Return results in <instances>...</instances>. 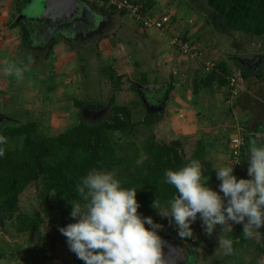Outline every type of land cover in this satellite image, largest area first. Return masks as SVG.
I'll return each instance as SVG.
<instances>
[{
	"label": "crops",
	"instance_id": "1",
	"mask_svg": "<svg viewBox=\"0 0 264 264\" xmlns=\"http://www.w3.org/2000/svg\"><path fill=\"white\" fill-rule=\"evenodd\" d=\"M32 1L0 0V105H6L7 108L12 105L9 110H13L18 120L22 119L21 116H28L26 121L33 120L39 124L33 118L30 106L26 105L28 100L45 99L46 103L47 99L50 102L49 105L64 106V100L67 101V98L73 94V90L60 95L59 98V87L65 85L66 89L69 88V83L74 81V75L80 76L82 69L86 70L88 77L90 72L96 73L92 79V84L104 82L110 90L109 76H107L108 80L105 78L102 80L101 75H104L102 72L110 66L113 67L116 74L119 73L117 71L119 64L115 66L114 63L123 58L120 56L121 54L130 58L135 64L136 70L132 76L135 80L132 81V84L137 85L138 91L132 89V92L138 94L143 107V110L141 108L135 110L137 113H144V116H150L152 124L147 130L155 135V129L165 123L167 126L166 136L169 135V139L178 137L177 139H180L184 147V143L189 142V148L192 151L190 157L195 155L199 144L202 143L204 145L202 155L214 165V170L233 165L230 162V140L242 133L247 139V147L242 158V164L240 168L237 166L234 168V174L238 179L249 178L247 159L250 156V143L253 139L264 141V0H138L145 11L158 17L161 15L170 16L171 22L166 31L147 30L136 22L131 15L121 16L124 17L122 22L117 17L124 13H118V11H115L119 14L118 16H107L105 12L108 11L101 9L106 15H97L87 0H81L88 10L91 9L96 12L93 16L96 19L100 17V21L95 26L90 25L92 26L89 29L91 30L90 34L81 29H78L74 34L70 32L65 34L66 37L74 35V40L96 38L94 42L98 50L93 54V60L98 61L95 64L97 68L92 64V67L91 65H82L80 62L79 71L74 70V65L79 64L80 54L77 56L78 59L74 58L73 53L76 47L74 48V42L68 41L67 38V42L64 39L57 40L53 47V53L48 57V60L41 59L39 55L27 50L30 46H25L21 23L24 21L23 23L32 30V33L36 26L29 22L27 17L20 19V16L23 15V10L29 7ZM104 4L102 3V5ZM104 6L108 7L106 4ZM128 16L132 19L128 20ZM130 21L133 23L129 26ZM106 26L110 30H116V32H112V36H109L104 28ZM117 34L120 39H117ZM175 37L189 40L199 51L200 56L189 59L183 55L171 45V40ZM40 38L44 40L43 36ZM31 39L34 43L32 36ZM22 48H25L26 51ZM116 49L122 52L114 58L111 56L109 58L113 59L111 62L105 60L108 58L107 54L113 53V51L115 53L118 51ZM125 50L129 52H125ZM26 53L28 54L27 58L25 57ZM103 53L105 55L104 60ZM91 57L88 56L87 60ZM22 58H26L28 63L21 62ZM100 59L102 60L99 65ZM9 64H14L21 70L32 68L35 83L30 86L31 88L22 84L23 79H17L15 75H5L3 69ZM45 67H48V70ZM213 70L223 76L222 82L220 78H216L207 84L205 82L207 76ZM67 75L71 77L72 81L69 80L70 82H68ZM119 75L123 77V75ZM231 76H236L239 81V95L235 100L230 95L228 78ZM46 80H50V84L52 81L53 84L47 87L50 96L44 97L42 94H46L47 91L43 93L42 85ZM142 80L146 81L143 85ZM123 84L122 81V89ZM144 86L157 89L142 90L141 88ZM121 91L118 90L113 94L116 100V95H122L119 93ZM123 96L121 98H124ZM125 96H129V93ZM144 99L147 106L143 102ZM20 100L22 104L24 100L27 106L25 110L20 105H15L16 101L18 103ZM131 103H133L132 100ZM16 106L22 110L21 115L18 114L19 111L14 109ZM97 106L105 107L104 105ZM6 113L10 115L8 111ZM65 113L66 111L54 112L53 114L50 112L46 115L50 117ZM69 114L67 115H73L71 112ZM67 119H69L68 116ZM158 142L166 141L158 140ZM203 179L205 181L209 179V186L219 191L220 181L217 179L216 173ZM238 225L243 226L233 223L226 227L233 228L229 230L230 232L235 230ZM222 228L223 226L218 225L217 233L211 236L205 235L203 237L205 239L201 243L200 240H197L198 236L194 237L195 242L200 244L176 242L182 248L184 258L187 256L183 245L189 247V245L199 246L204 243L207 244H204L205 258L211 255L213 257L215 254L223 255L224 253L216 252L219 251V247L214 244H217L216 239L223 233L224 229L222 230ZM260 234H264V227L258 231L253 230V236ZM251 247L252 243L246 246V249L251 251ZM239 253L240 250L238 255L236 254L237 257ZM263 255L264 253L256 252L255 257L258 261V263L255 261L256 264L263 262ZM187 258L189 260V256Z\"/></svg>",
	"mask_w": 264,
	"mask_h": 264
},
{
	"label": "trees",
	"instance_id": "2",
	"mask_svg": "<svg viewBox=\"0 0 264 264\" xmlns=\"http://www.w3.org/2000/svg\"><path fill=\"white\" fill-rule=\"evenodd\" d=\"M109 8L112 12L117 11ZM23 22L21 24L24 43L30 46L33 44L32 34ZM55 43L57 40L50 44L47 57L53 53ZM107 73L114 91L122 90V77L117 76L111 66L108 67ZM216 78H220L221 81L223 76L213 70L205 82L211 83ZM145 83L146 81H143L142 85ZM132 89L138 91L137 85L132 84ZM74 102L78 107L100 105L77 99ZM132 105L135 108L136 104ZM133 107L130 104L116 105L112 97V109L107 118L90 120L82 116L77 124L54 137L41 135L36 121H21L13 115L4 113L8 119L0 120V135L7 138V143L0 145L4 150L3 157H0V215L3 219L15 218L20 211V195L34 182H41L43 185L41 199L46 202L55 201L63 215H70L71 202L80 203L82 206L84 203L76 192L79 179L95 168L108 171L117 169L122 186L137 190V200L140 204L138 211L145 217L151 216L154 220L162 219L163 222L170 223L167 218H161L152 207L154 200L159 206L166 207L168 201L176 194V190L164 182L165 171L198 160L202 165L203 178L216 172L211 162L202 155L204 149L202 143L199 144L195 155L190 157L185 154L181 141L158 142L152 132L143 146L146 158L142 162L137 163V159L120 155L113 133L121 132L126 135L140 130V127L148 129L152 124L149 115L143 120L135 121ZM16 219L18 221L16 229L19 233L40 230L39 217L18 213ZM200 221L198 217L195 222ZM174 233L179 237L177 232ZM228 233L227 237L232 240L235 249L231 255L234 253L238 255L239 250L246 248L248 243H252L258 252L264 253V234L246 239L241 225ZM199 235L202 234H195L182 240L192 243L195 241L194 237ZM78 261L79 264H84L82 260ZM225 262L232 261L226 259Z\"/></svg>",
	"mask_w": 264,
	"mask_h": 264
},
{
	"label": "clouds",
	"instance_id": "3",
	"mask_svg": "<svg viewBox=\"0 0 264 264\" xmlns=\"http://www.w3.org/2000/svg\"><path fill=\"white\" fill-rule=\"evenodd\" d=\"M3 71L6 76L23 77V71L14 64ZM6 143L7 138L0 135V145ZM249 153V178L238 179L234 165L215 169L219 191L209 186V179H203L198 160L166 170L164 182L176 194L166 207L156 200L152 207L161 218L175 224L181 239L193 237L191 225L198 217L208 236L218 225L223 230L234 223L243 225L246 239L252 238L253 230L264 227V141L253 139ZM3 155L0 148V157ZM76 192L83 206L71 202L70 216L75 222L59 231L69 250L84 264H164L159 234L163 225L138 211L137 190L123 187L114 171L91 169L79 179ZM219 246L225 255L232 254L231 239L220 237Z\"/></svg>",
	"mask_w": 264,
	"mask_h": 264
},
{
	"label": "rangeland",
	"instance_id": "4",
	"mask_svg": "<svg viewBox=\"0 0 264 264\" xmlns=\"http://www.w3.org/2000/svg\"><path fill=\"white\" fill-rule=\"evenodd\" d=\"M87 2L90 5V7H92L95 11L89 9L88 13H90L89 19L90 22L89 24H86L85 26H81L80 29L88 34H90L91 30H89L90 28H92L93 25L95 26L99 21H100V17L98 19H96L93 15L96 13L97 15H106L107 16H114V15H119L118 13L120 11H118V13L116 12H112L110 11V8L107 6L102 5V3H104L102 0H87ZM37 5V0H33L32 3L29 5V7L25 8L23 11L24 13H27L28 10L31 7H35ZM101 9H104L108 12L103 13L104 11H102ZM121 13V12H120ZM125 15H129L128 13L124 12V14L119 15L117 18H119L122 22L124 20V17L121 16H125ZM22 16V15H21ZM20 16V19H21ZM127 17V16H126ZM115 18V17H114ZM128 20H131L132 18L130 16H128ZM29 20V19H28ZM30 21V20H29ZM86 23V22H85ZM133 22L130 21L128 23L132 24ZM90 26V27H87ZM105 26V23H104ZM130 26V25H129ZM66 29H71V28H67V26L65 27ZM105 31L108 33L109 36H112V32H116V30H110L108 28V26L104 27ZM122 28V27H121ZM65 29V30H66ZM78 28H74V30H76ZM45 30L42 27L43 31ZM74 30L69 31L71 34H74ZM122 30V29H121ZM78 31V30H77ZM76 31V32H77ZM47 31L42 32H36V29H34L33 34V39H34V43L32 45H30V48L28 47L27 50H30L31 53L35 54V55H39L41 57V59L44 60H48L49 56L47 57L48 54V50H49V46L52 43V41L54 40H59V39H64L67 42L68 41H72V39H70V37H66L65 33L62 32H58L56 35H54L53 40L52 39H45L43 40L42 38H40V36L42 35H47ZM69 33V34H70ZM118 35V34H117ZM70 36V35H69ZM72 37V36H71ZM40 38V39H39ZM67 38V39H66ZM176 38V37H175ZM96 39V38H94ZM94 39H79V40H74L72 42H74V58L78 59V55H79V64L76 63L74 65V70H78L79 71V66H80V62L83 64H85L86 66L89 65H93L95 68H97V66L95 65L96 60H93V54L98 50V48L95 45V40ZM117 39H120V36L118 35ZM26 46V45H25ZM127 46V45H126ZM131 46V45H129ZM118 48V47H116ZM127 48V47H125ZM24 51H26L25 48H22ZM146 50V48H144ZM118 51H116L114 53L109 52L108 58L105 59L104 58V53L102 54L103 60H108V61H112L111 59H109L111 56H113V58L115 56H118V54H120V52H122L119 49H116ZM90 51V53H88ZM125 52H129L127 50H125ZM111 54V55H110ZM38 56V57H39ZM88 56H92L89 60H87ZM121 58L120 60H116L114 65L117 66L119 64V68L117 71H119V73L117 72V76H119V74L123 75L122 77V81H123V89L121 92L122 95L118 94L116 95L117 100L115 99V97L113 96V94L115 93L114 91V87L112 85V83H110V90L108 89L107 86H105L104 82L103 83H99L98 84H92V79L94 78L96 73L90 72L89 73V77H88V73H86V70L82 69L81 75H74V81L70 84L69 83V88L65 87V85H62V87H59V98L60 95H64L66 93H69L70 90H73V94H71L70 97L67 98V101L64 100L65 105L64 106H58L57 104H51L49 105V100L46 99V103H45V99L41 100H34V101H29L26 104L28 107L30 106L31 111L33 112V118L35 120H37L39 122V132L41 135L43 136H58L61 133H63L68 127L73 126L75 124H77L79 122V120L82 118V116H84V118L86 119H90V120H99V119H104L107 118L110 111H111V103H112V97H114L115 100V104L116 105H121V104H125L128 103L130 104L131 107H133V103L136 104L135 108L133 107V111L137 108H141L143 110L142 104L140 102V98L138 96V94H134V92H132V81L135 80L133 79V72L134 70H136L135 68V64L134 62L128 58V57H124L120 54ZM25 57H28V54L26 53ZM97 57V56H96ZM22 58L21 62L24 63H28V61ZM70 58V57H69ZM102 59L99 60V65H100V61ZM104 63V62H103ZM84 65V66H85ZM91 65V67H92ZM98 65V67H99ZM48 70V67H45ZM32 68H29V70H22L23 71V83L24 85L29 86L28 88H31L30 86L32 84L35 83V79L33 77V71L31 70ZM91 69V68H90ZM57 70H59V68H57ZM92 70V69H91ZM59 72V71H58ZM63 72V71H61ZM155 72V71H153ZM104 73V75H101V78L103 80V78L107 79L108 73L107 70L102 72V74ZM60 74V73H59ZM63 74V73H62ZM77 74V73H76ZM87 74V75H85ZM67 80L68 82L72 81L71 77L69 75H67ZM70 77V78H69ZM62 78V77H61ZM64 78V77H63ZM89 78V79H88ZM130 78V79H129ZM21 79V80H22ZM50 79V78H49ZM27 80H30L29 82ZM52 80V79H51ZM70 80V81H69ZM108 80V79H107ZM51 84H53V82L51 81ZM50 84V80L49 81H44L42 88H43V93L46 92V94H42L44 97L45 96H50L48 94V90L47 87L51 86ZM101 84L100 86H97ZM64 92V93H63ZM129 93V96H125L126 94ZM56 94V93H55ZM124 94V96H123ZM124 98H121V97ZM22 98V96L20 97V99ZM80 100L83 102H89L91 101L93 104H100V105H104L105 107H94L95 109H93L92 107L88 108L87 106H76L75 105V100ZM146 99V98H145ZM145 99L143 102H145ZM131 100L133 103H131ZM44 101V102H43ZM146 101L148 102V100L146 99ZM71 104V105H66V104ZM149 103V102H148ZM20 105L21 107H23V109L25 110L27 108V106L25 105V102L23 100V104L21 102V100L17 103H15V105ZM127 104V105H128ZM145 105L147 106V103L145 102ZM46 106V107H45ZM97 106V105H96ZM12 107V105H10V108ZM10 108H7V106H2L0 105V113L4 114V111L6 113V111H8L10 113L9 116L13 115L16 116V114L13 112V110H9ZM98 108V109H96ZM14 109L16 111H19L18 114L21 115V111L20 109L16 107H14ZM73 109V111H71ZM75 110V111H74ZM93 110V111H92ZM35 111V112H34ZM65 114L63 115H54V116H47L46 114H49L50 112L53 114L54 112H65ZM73 113V115L71 114V116H69V113ZM75 112V113H74ZM44 115H43V114ZM35 114V115H34ZM69 114V115H67ZM8 115V114H6ZM45 116V117H44ZM67 116L69 117V119H67ZM133 117L134 120H140L142 118H144V113H137V110H135L133 112ZM22 121H26V119L28 118V116H21ZM158 129H155V136H156V140H165L167 143H170L172 141H177L180 139H177L178 137L173 139H169V135L166 136V129L167 126L165 123H163V125H159L157 127ZM151 134L150 130L144 129L143 127H140V130H135L134 133H130V134H122L121 132H115L112 134L114 140H116V142L118 143V147H119V154L120 155H124V156H128L131 159H137V163L142 162L145 158V152L143 151V146L147 140V138L149 137V135ZM169 141V142H168ZM134 142V145H132V143ZM182 143V142H181ZM185 147L183 146L182 143V147L183 150L185 152V154L187 156H191V149L189 148L190 144L189 142L184 143ZM231 155V154H230ZM208 160V158H207ZM231 162V160H230ZM212 165V163H211ZM232 165V164H231ZM241 166V165H240ZM240 166H238V168H240ZM212 167H214V165H212ZM234 168H237L236 166H234ZM116 173V176L118 179V172L117 169L113 170ZM216 172V171H215ZM42 189H43V185L41 182H34L32 184H30L25 190L24 192L20 195V211L18 213H25V214H29L33 217H39L41 220V227L39 231L36 232H26V233H19L17 231V224L18 221L16 219L17 214L15 215V218L13 220H6L3 219V217L0 215V264H79L78 259L76 258V255L74 253H72L67 245V241L65 236H63L61 234V232L59 231V229L61 227H65L67 226V224L75 222L73 220V218L70 215H63V213H61L60 209L58 208L57 204L55 201H51V202H46L43 199L40 198L41 193H42ZM82 206V205H81ZM162 220V219H161ZM225 227L223 233H221V235H219V238L216 239V243H214L215 245H217L219 247V251H216L218 253H224L223 249L220 248L219 246V239L220 237L226 238L228 239L227 236H229V230L233 229L232 227L228 228ZM170 230H166V232L164 231L159 232L160 236L162 237V240H173L175 242H181L180 244L184 242H186V244H193L197 243L200 244L201 242H203V238L205 235H207L206 233H202V235H199L197 237V240H200V243L193 241L192 243H189L188 241L182 240L181 238L177 237L175 235L174 232H169ZM217 233V231L215 230L213 232V234L215 235ZM212 234V235H213ZM206 244V243H204ZM204 244L201 245H189V247H187L186 245H183L184 250H185V255L188 257L189 256V260L186 257L185 260L182 262V264H252L255 261L258 263L255 255H256V248L254 245H252L251 247V251L247 250L246 248L244 249H240V253H239V259L237 257V255L234 253L233 255H214L212 257L209 256L207 258L206 254L204 252ZM251 244V243H249ZM207 245V244H206ZM248 246V245H247ZM210 247V245H209ZM211 248V247H210ZM234 248V247H233ZM235 252V249H233ZM251 253V254H250ZM262 256V255H260ZM264 256V255H263ZM237 257V258H235ZM196 258V259H195ZM255 258V259H254ZM195 259V261H194ZM223 261H221V260ZM227 260L232 261V262H225ZM234 259V261H233ZM219 261V262H217ZM261 264H264V260Z\"/></svg>",
	"mask_w": 264,
	"mask_h": 264
},
{
	"label": "water",
	"instance_id": "5",
	"mask_svg": "<svg viewBox=\"0 0 264 264\" xmlns=\"http://www.w3.org/2000/svg\"><path fill=\"white\" fill-rule=\"evenodd\" d=\"M88 12L87 7L81 0H37V5L31 7L27 13H23L21 18L27 17L30 20H28L29 22L35 24L36 28H40V32L47 31V35H43L44 40H53L54 35L58 32L67 34L74 28L80 29L85 21L90 22V13ZM66 26L71 29H66ZM42 27L45 30L41 31ZM30 31L32 33L31 29ZM141 89L152 91L157 88L144 86ZM2 119L8 118L0 114V120ZM184 257L182 248L175 241L163 240L162 258L164 264H182Z\"/></svg>",
	"mask_w": 264,
	"mask_h": 264
},
{
	"label": "built area",
	"instance_id": "6",
	"mask_svg": "<svg viewBox=\"0 0 264 264\" xmlns=\"http://www.w3.org/2000/svg\"><path fill=\"white\" fill-rule=\"evenodd\" d=\"M108 7H112L120 12H126L133 17L143 28L147 30L157 29L166 31L171 22L169 15L156 16L151 12L144 10L143 5L138 0H102ZM171 45L176 47L183 55L189 59H195L200 56L199 51L193 46L190 41L183 40L182 38H173ZM229 79L230 95L233 100L237 99L239 95V81L236 76H231ZM247 147V139L239 133L230 140V160L234 166L242 164V158ZM156 223L163 225L160 232H177L175 224L165 223L161 219H155ZM193 233L202 234L206 233L202 226V222H194L191 225Z\"/></svg>",
	"mask_w": 264,
	"mask_h": 264
},
{
	"label": "flooded vegetation",
	"instance_id": "7",
	"mask_svg": "<svg viewBox=\"0 0 264 264\" xmlns=\"http://www.w3.org/2000/svg\"><path fill=\"white\" fill-rule=\"evenodd\" d=\"M86 22V23H85ZM84 22V24L82 25V26H86V24H89V22L88 21H85ZM36 32H40V28H36ZM70 39H72V41H73V39H74V35H72V37H70ZM94 107H98V106H92V108H94ZM96 109H98V108H96Z\"/></svg>",
	"mask_w": 264,
	"mask_h": 264
}]
</instances>
